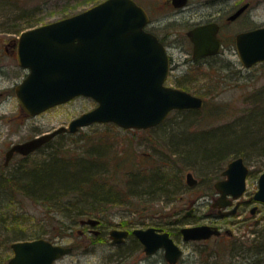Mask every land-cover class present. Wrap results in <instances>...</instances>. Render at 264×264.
<instances>
[{
	"label": "rangeland",
	"instance_id": "374dc122",
	"mask_svg": "<svg viewBox=\"0 0 264 264\" xmlns=\"http://www.w3.org/2000/svg\"><path fill=\"white\" fill-rule=\"evenodd\" d=\"M101 1L0 0V164H3L6 151L12 145L65 125L95 106L91 98L78 97L35 116L26 114L16 96L15 86L23 80L28 70L21 67L16 54L11 53L12 48L15 53L17 51L21 32L30 28H27L29 22L36 25L52 22L77 14ZM179 54V58L185 56ZM227 58L238 63L235 65L227 63V60H218L215 66L201 64L190 68L189 73L183 77V70L188 71L189 67L181 64L176 68L173 73L175 75L166 84L179 85L175 77L180 75L181 82L190 91L202 96L205 104L200 108L201 112L189 116L173 110L165 120L171 125L170 130L155 126L151 128L152 133H149L142 131L147 129H124L113 123H96L81 128L75 134L65 133L53 140L54 146L63 147L64 155L72 157L84 153L91 141L101 136L107 140L111 136L115 145L126 154L139 161L146 157V164L163 166L165 170H172V174H178L183 179V184L173 195H155L152 200L134 198L131 203L109 208L104 215L100 236L90 231L96 227L82 224L81 219L71 221L61 215V211H54L3 183L2 179L25 160L39 161L44 158V153H33L29 159L17 154L5 170L0 166V197L4 204L2 211L7 219L10 218L9 221H13L8 226H0V264H9L13 256L12 247H7L6 240L2 238L17 234L33 238L38 236L56 244L74 247L72 253L53 264H104L116 261L124 254L125 257L120 260L122 264H147L145 260L148 259H145L142 246L135 239L128 238L121 246L112 243L109 231L117 226L129 230L158 226L168 230L184 251L181 264H264V205L255 203L260 208L256 214L250 212L254 206L252 203L226 216H221L218 207L213 206L220 197L214 183L225 177L222 175L223 170L239 155L234 154L223 163L214 165L203 161L187 162L184 153L182 156L176 153V138L170 134L177 128H187L191 134L194 130L204 131L226 124L242 125L252 120L253 109L261 106L264 108V62L246 68L239 64L238 55L228 54ZM243 157L249 173L246 192L240 199L254 195L258 190V179L264 172V154L254 153ZM188 172H192L198 179L195 185L187 183ZM8 188L10 194H2V190ZM131 220L142 223L133 224ZM126 222L128 226H125ZM200 224L229 228L233 236L213 238L207 242L183 239L180 228ZM165 260L162 249L150 261L165 264Z\"/></svg>",
	"mask_w": 264,
	"mask_h": 264
},
{
	"label": "water",
	"instance_id": "95a60500",
	"mask_svg": "<svg viewBox=\"0 0 264 264\" xmlns=\"http://www.w3.org/2000/svg\"><path fill=\"white\" fill-rule=\"evenodd\" d=\"M183 3V2H181ZM147 14L135 0H104L72 16L23 31L18 39V62L28 74L15 86L22 108L38 115L77 96L93 98L98 105L73 119L69 126L44 132L12 145L6 152L7 165L15 153L36 151L55 136L95 122H114L124 129H147L164 122L173 110L202 108L204 99L165 84L170 59L159 39L144 30ZM238 54L245 67L264 61V27L239 34ZM218 51H202L201 55ZM249 167L242 156L229 162L225 178L214 183L220 197L213 204L229 207L246 191ZM187 183L198 179L188 172ZM231 197V198H230ZM253 200L264 203V172L258 179ZM240 202L224 215L235 214ZM257 206L252 208L255 212ZM100 219L84 218L82 224L96 226ZM129 230L115 228V243L125 241ZM183 239L201 240L220 235L209 224L183 226ZM147 254L164 249L165 258L176 264L183 250L169 231L156 227L135 228ZM9 264H53L73 252L70 245L46 238L17 240L11 244Z\"/></svg>",
	"mask_w": 264,
	"mask_h": 264
},
{
	"label": "trees",
	"instance_id": "16d2710c",
	"mask_svg": "<svg viewBox=\"0 0 264 264\" xmlns=\"http://www.w3.org/2000/svg\"><path fill=\"white\" fill-rule=\"evenodd\" d=\"M33 26L36 23L29 22L27 28ZM178 83L190 91L183 82ZM175 111L186 116L201 112L196 108ZM251 118V121L247 120L242 125L226 124L218 126L220 128L194 130L191 134L187 132V128H177L175 132H170L176 138L175 151L181 156L184 153L187 162L203 161L208 165L221 164L234 154L242 157L254 153L264 154L263 106L253 109ZM170 127L165 121L156 126L169 130ZM152 129L142 131L152 133ZM54 139L34 152L44 153V158L39 161L25 160L2 180L13 191L54 211H61L60 214L71 221L77 222L87 217L104 219L105 212L114 205L131 203L134 198L152 200L155 195H173L183 184L182 177L172 174V170H165L160 165L150 166L146 164V157L139 161L120 150L111 136L107 140L101 136L98 140L91 141L84 153L72 157L64 155L62 146H54ZM30 155L25 156V159H29ZM5 168L2 166L1 169ZM8 190L9 188L2 190V194H10ZM2 200L0 197V226H8L13 221H9L10 218L7 219L2 211ZM128 225L126 222L125 226ZM2 239L11 248L14 241L34 238L17 234Z\"/></svg>",
	"mask_w": 264,
	"mask_h": 264
},
{
	"label": "flooded vegetation",
	"instance_id": "af4514ba",
	"mask_svg": "<svg viewBox=\"0 0 264 264\" xmlns=\"http://www.w3.org/2000/svg\"><path fill=\"white\" fill-rule=\"evenodd\" d=\"M135 1L144 8L147 14L148 19L146 24L144 25V30L155 35L167 50L170 59V69H169V75L167 81L172 75H175L173 74L174 71L181 64L186 65L187 68L189 67L188 71L183 70L182 77L187 73H189L190 68L192 67L199 66L201 64L215 66L218 60H227L228 61L227 63L236 65L238 62L227 58L228 54L238 55L239 64L243 66L238 54V43H237L238 35L264 27V0H135ZM215 48H218V51L203 55L200 54V52L202 51H210V50H214ZM178 52L184 54L185 56L179 58L180 54ZM11 53L16 54V58L18 61V52L16 51L15 53V49L12 48ZM175 78H178L177 82L181 81L180 75H177ZM175 87L189 91L187 89L182 88L180 85H177ZM189 92L193 93L192 91ZM96 105L97 103L95 102L94 107H96ZM73 119H71L67 124L62 126L68 127L69 123ZM65 133L68 132H64L62 134ZM2 165L3 164L1 163L0 166ZM252 197L253 196H249L244 199L241 198L236 213L239 211V209L242 206H249V204L254 203V206H257V209L255 210V212H252V208L254 207L253 206L250 212L251 214H256L260 208L257 204L255 205V203H259L260 205H264V203L256 202L255 200L252 199ZM236 203L237 201L235 202V204ZM225 211L228 210L226 209L221 210L218 208V212L221 216H224ZM176 222H178V220H176ZM103 223H104L103 219L100 218L99 224L94 226L96 228L90 229V231L92 233H95L97 236H100V234L103 232L101 228L103 226ZM213 226H216L220 229L221 231L220 235H213L208 239L188 240V241L207 242L213 238H222V237L231 238L233 236V232L229 228L224 229L222 226L219 225H213ZM149 227H156L158 230L161 229V231H168L158 226H149ZM115 228L129 230L121 226L120 227L117 226ZM115 228H112L111 230ZM105 230L106 229H104V231ZM133 230L134 229L129 230L130 233L126 237L125 241L121 243H115L112 240L110 236V231H109V236L112 243L119 246L124 245L126 241H128V238L135 239L136 242L142 246V249L146 255L145 259H148L145 260L146 263L156 264V261H150V260L158 251L162 250L163 248L159 249L153 254H147L144 250V245L142 244V242L139 240V238L136 235L133 234ZM180 233H181V228H180ZM172 237L174 238V240L176 239L174 236ZM182 256L178 259L176 264L182 263ZM123 257H125V254L121 255L119 259H117L116 261L112 260L110 261V263H104V264H122V261L120 260ZM165 264H170V262L165 260Z\"/></svg>",
	"mask_w": 264,
	"mask_h": 264
}]
</instances>
